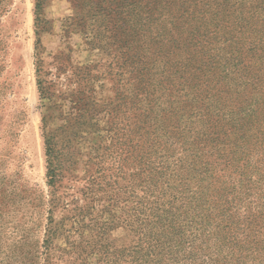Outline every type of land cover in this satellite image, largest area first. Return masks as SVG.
<instances>
[{
	"label": "rangeland",
	"instance_id": "obj_1",
	"mask_svg": "<svg viewBox=\"0 0 264 264\" xmlns=\"http://www.w3.org/2000/svg\"><path fill=\"white\" fill-rule=\"evenodd\" d=\"M138 1L156 10L150 28L156 41L138 66L147 76L128 84L122 58L94 46L92 26L87 28L92 22L79 19L72 0H0V264H23L20 248L38 250L43 237L46 155L35 75L40 56L45 63L58 56L90 68L89 97L100 127L78 146L83 152L99 136L117 145L110 149L122 161L103 169L128 185L139 183L129 179L137 172L136 145L143 135L136 126L152 99L159 131L169 136L170 161L182 159L169 170L171 181L206 186L196 213L209 232L180 264H216L227 253L237 259L227 264H264V0H224V16L223 0ZM212 11L220 18L210 26ZM202 72L205 81H198ZM79 159L73 172L82 175L92 165L84 154ZM184 163L194 170L181 169ZM109 237L114 244L127 241L121 228ZM245 246L250 250L244 257Z\"/></svg>",
	"mask_w": 264,
	"mask_h": 264
},
{
	"label": "trees",
	"instance_id": "obj_2",
	"mask_svg": "<svg viewBox=\"0 0 264 264\" xmlns=\"http://www.w3.org/2000/svg\"><path fill=\"white\" fill-rule=\"evenodd\" d=\"M72 1L79 9V19L92 22L87 28L92 26L94 46L107 50V55L118 54L122 58L126 82L134 84V80L145 78L146 74L138 66L143 62L142 57L148 58L145 54L149 43L156 41L150 30L156 10L146 9L138 0ZM214 5L211 7L218 10V4ZM36 7L38 10L39 3ZM219 7L224 16V0ZM219 12L208 13L210 26L220 18ZM199 17L193 18L199 20L196 19ZM183 23L188 24V20ZM63 60L56 56L45 63L40 56L36 64L46 155L47 193L43 205L47 216L39 249L20 248L21 263L180 264L193 255L200 238L205 240L202 235L209 232L201 215L196 213L201 206L200 194H205L206 186L198 181H171L169 170L182 159L177 158L175 163L170 161L173 155L169 136L166 131H159L160 124L155 121L150 106L151 98L145 118L136 126L139 136L140 132L143 135L136 145L137 172L130 174L129 179L137 180L138 184L128 185L122 181L123 176L104 171L103 165L122 161L110 149L118 150L117 145H107L99 136L98 142H91L82 152L80 142L91 130L100 127L98 119L93 117L97 106L89 97L92 84L89 67H74ZM49 66L55 72L50 71ZM64 73L65 79L60 81L59 75ZM203 76V72L200 73L198 81L200 78L205 81ZM221 78L226 80L228 76ZM82 154L92 166L77 175L73 171ZM194 162L200 166L199 161ZM180 166L188 173L194 170L192 164ZM56 212L61 213L57 218ZM119 228L126 233L124 244H114L109 237L111 231ZM235 239L234 236L230 240ZM232 246H236V242L229 245L231 250ZM249 250L246 246L242 249L244 257ZM233 254L218 256L215 263L236 261Z\"/></svg>",
	"mask_w": 264,
	"mask_h": 264
}]
</instances>
